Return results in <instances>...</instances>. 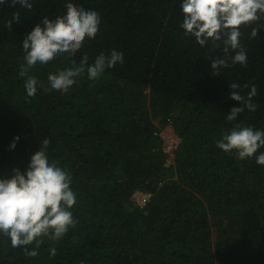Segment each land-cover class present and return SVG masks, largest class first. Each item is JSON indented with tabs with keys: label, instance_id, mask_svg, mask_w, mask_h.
Returning <instances> with one entry per match:
<instances>
[{
	"label": "trees",
	"instance_id": "16d2710c",
	"mask_svg": "<svg viewBox=\"0 0 264 264\" xmlns=\"http://www.w3.org/2000/svg\"><path fill=\"white\" fill-rule=\"evenodd\" d=\"M66 3L98 10L100 30L75 56L30 69L40 87L28 97L19 75L23 36L40 18L63 16ZM15 7L0 5V174L26 171L47 141L49 158L72 176L77 223L59 240L43 238L35 257L0 237V264H264V165L216 146L233 126L264 128V32L249 39L250 28H242L248 61L240 65L222 44L212 50L211 42L201 47L184 36L179 0ZM112 49L123 52L122 64L95 81L78 77L63 95L48 90V75ZM216 56L229 66L212 69ZM231 81L249 85L244 95L256 86L257 108L228 122L238 106L228 96ZM169 121L181 143L167 166L158 132ZM136 191L151 193L145 206Z\"/></svg>",
	"mask_w": 264,
	"mask_h": 264
},
{
	"label": "clouds",
	"instance_id": "9594fccd",
	"mask_svg": "<svg viewBox=\"0 0 264 264\" xmlns=\"http://www.w3.org/2000/svg\"><path fill=\"white\" fill-rule=\"evenodd\" d=\"M5 2L0 0V5ZM7 2L18 5L14 9L27 10L34 4V0ZM179 8L184 36L193 37L201 47L211 42L212 50L222 44L225 56L232 53V64L246 65L248 61L247 50L241 43L242 28H250L249 39L264 32V0H179ZM12 21H19V11L14 12ZM100 24L98 10L68 3L64 5L63 16L40 18L21 41L24 63L19 75L24 78L26 95L36 96L40 87L37 77L29 74L30 69L44 68L58 59L75 56L87 40L96 38ZM123 62V52L116 49L109 54L100 53L92 63L85 53L79 63L73 61L72 66L48 75V90L63 95L76 84L78 77L86 74L87 79L95 81L106 69ZM228 66L225 57L211 60L212 69ZM228 87V96L238 106L230 107L226 121H236L245 109L256 110L257 105L252 101L257 93L254 84L246 95L240 89L248 88V84L231 81ZM19 139L15 137L10 148L14 149ZM216 146L224 152L235 151L241 160L255 157L258 165H264V151H259L264 148V128L233 126L221 134ZM48 147L47 141L40 143L23 173L12 169L10 174H0V237L8 241L11 249L26 250L25 254L33 257L38 255L43 238L59 240L77 223L72 211L77 204V193L71 187L72 176L49 158ZM32 244L35 246L29 249ZM49 254L55 255L56 248H50Z\"/></svg>",
	"mask_w": 264,
	"mask_h": 264
},
{
	"label": "built area",
	"instance_id": "2783aa9c",
	"mask_svg": "<svg viewBox=\"0 0 264 264\" xmlns=\"http://www.w3.org/2000/svg\"><path fill=\"white\" fill-rule=\"evenodd\" d=\"M158 134L162 139V148L167 154V161L165 165L168 166L173 162L175 152L181 143V137L174 130L172 121H169L165 127H161ZM134 196L136 202L142 207L145 206L151 199L150 192L136 191Z\"/></svg>",
	"mask_w": 264,
	"mask_h": 264
},
{
	"label": "rangeland",
	"instance_id": "374dc122",
	"mask_svg": "<svg viewBox=\"0 0 264 264\" xmlns=\"http://www.w3.org/2000/svg\"><path fill=\"white\" fill-rule=\"evenodd\" d=\"M163 127H165V126H163ZM26 132H27V129H26ZM27 138L30 139V141L32 142L33 140H35L36 135L34 134L33 131L32 132L29 131V133H27Z\"/></svg>",
	"mask_w": 264,
	"mask_h": 264
}]
</instances>
